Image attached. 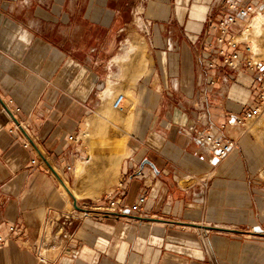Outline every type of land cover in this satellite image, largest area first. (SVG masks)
I'll list each match as a JSON object with an SVG mask.
<instances>
[{
    "label": "crops",
    "instance_id": "1",
    "mask_svg": "<svg viewBox=\"0 0 264 264\" xmlns=\"http://www.w3.org/2000/svg\"><path fill=\"white\" fill-rule=\"evenodd\" d=\"M225 5L0 0V264H264V144L235 122L261 73L210 66L207 21ZM200 132L239 145L221 158ZM102 133L129 154L80 211L60 172Z\"/></svg>",
    "mask_w": 264,
    "mask_h": 264
},
{
    "label": "rangeland",
    "instance_id": "2",
    "mask_svg": "<svg viewBox=\"0 0 264 264\" xmlns=\"http://www.w3.org/2000/svg\"><path fill=\"white\" fill-rule=\"evenodd\" d=\"M208 24V23H207ZM208 28V25H207ZM244 32L239 33L238 40L249 42L253 46V59L264 62V13L252 15L243 22ZM256 100L260 105L257 116L248 124L258 133V140L264 144V75L259 81ZM105 133L91 135L81 134L82 138L90 139L88 155L79 161L77 166H70L68 173L60 172L67 187L76 198L78 205L83 207L96 206L111 192L117 182L116 174L121 162L129 154L128 142L125 137L108 139ZM66 193V189H62ZM76 193V194H75ZM72 209V205L70 206Z\"/></svg>",
    "mask_w": 264,
    "mask_h": 264
},
{
    "label": "built area",
    "instance_id": "3",
    "mask_svg": "<svg viewBox=\"0 0 264 264\" xmlns=\"http://www.w3.org/2000/svg\"><path fill=\"white\" fill-rule=\"evenodd\" d=\"M225 7L220 13L218 19L209 17L207 23V32L213 33V37L209 42L211 48L210 66H214L217 60H222L230 68L235 69L240 66L246 67L248 70L260 72L261 78L264 75L262 70L263 63L253 59V46L249 42L237 39L239 33L244 32L241 21L246 20L252 15H260L264 13V0H225ZM235 26H238L236 29ZM230 46L234 51L230 52L227 47ZM241 48V49H240ZM125 95L119 94L113 101L112 106L115 109H121ZM19 111V108H16ZM260 105L246 109L243 113L237 116L235 122L245 126L254 119L259 113ZM70 139L74 140L75 136L69 135ZM198 141L207 151L216 153L219 157H224L233 149L237 148L238 142L214 136L211 132H200L197 136ZM28 145V143H25ZM35 162V161H33ZM145 201V197H141L137 203L131 204V209L138 212L141 209V204ZM124 207L117 204V201L111 199L105 213L112 215L113 213H123ZM16 230V226L9 227V231ZM6 237L0 232V245L6 241ZM44 256L41 257V261Z\"/></svg>",
    "mask_w": 264,
    "mask_h": 264
},
{
    "label": "water",
    "instance_id": "4",
    "mask_svg": "<svg viewBox=\"0 0 264 264\" xmlns=\"http://www.w3.org/2000/svg\"><path fill=\"white\" fill-rule=\"evenodd\" d=\"M42 155H43V154H42ZM43 157L45 158L44 155H43ZM51 169L54 170V172L59 176V174H58V172L56 171V169L54 168V166H51ZM59 179H61L60 176H59ZM61 182H62V184L64 185L66 191H67L68 193H70L72 196H74V194L71 192L70 188L67 187L65 181H64L63 179H61ZM73 205H74V207H76V208H77L78 210H80V211L88 212V209H87V208H85V207H81V206L78 205V202H77V200H76L75 197H74V199H73ZM112 215L119 216V215H122V214H119V213H113ZM112 215H110V216H112ZM107 216H109V214H107ZM190 225H193V226H195V227L202 226V227H204V228H211V229L213 228V226L210 227V226H207V225H201V224H198V223H197V224H190Z\"/></svg>",
    "mask_w": 264,
    "mask_h": 264
},
{
    "label": "bare ground",
    "instance_id": "5",
    "mask_svg": "<svg viewBox=\"0 0 264 264\" xmlns=\"http://www.w3.org/2000/svg\"><path fill=\"white\" fill-rule=\"evenodd\" d=\"M73 192V191H72ZM74 193V192H73ZM76 194V193H75Z\"/></svg>",
    "mask_w": 264,
    "mask_h": 264
}]
</instances>
